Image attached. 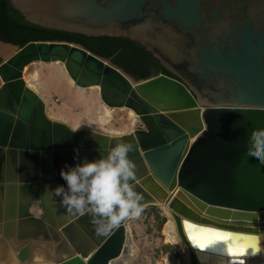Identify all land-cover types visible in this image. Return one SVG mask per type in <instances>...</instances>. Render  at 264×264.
Returning a JSON list of instances; mask_svg holds the SVG:
<instances>
[{"label": "water", "instance_id": "obj_1", "mask_svg": "<svg viewBox=\"0 0 264 264\" xmlns=\"http://www.w3.org/2000/svg\"><path fill=\"white\" fill-rule=\"evenodd\" d=\"M9 2L41 28L132 41L173 78L137 81L73 43L0 41L11 51L0 56V264H110L136 250L134 218L99 234L52 191L65 184L66 164L98 159L119 141L134 146L143 210L168 208L187 264H264V166L246 155L252 130L264 133V0ZM33 64H62L76 87L99 88L107 107L131 110L143 127L117 139L49 119L24 80ZM194 228L242 239L248 254L229 256L222 242L200 249Z\"/></svg>", "mask_w": 264, "mask_h": 264}, {"label": "rangeland", "instance_id": "obj_2", "mask_svg": "<svg viewBox=\"0 0 264 264\" xmlns=\"http://www.w3.org/2000/svg\"><path fill=\"white\" fill-rule=\"evenodd\" d=\"M4 61L0 57V63ZM24 79L33 85L49 104L48 116L61 120L73 129L91 128L98 132L128 134L142 125L136 123L138 117L129 109H113L107 126L101 127L100 118L105 114L106 105L101 101L99 89H81L70 83L61 64H33L25 69ZM146 207L141 215L129 222L135 256L128 264H187L186 250L179 241L166 234L170 219L162 207ZM34 214H41V206H31ZM171 258L173 261H171Z\"/></svg>", "mask_w": 264, "mask_h": 264}, {"label": "clouds", "instance_id": "obj_3", "mask_svg": "<svg viewBox=\"0 0 264 264\" xmlns=\"http://www.w3.org/2000/svg\"><path fill=\"white\" fill-rule=\"evenodd\" d=\"M133 150L131 142L119 141L107 146L98 159L75 166L66 164L60 170L65 184L57 185L52 191L61 198L69 214H89L97 233H109L125 219L137 218L143 212V197L132 183L135 164L129 154ZM246 155L264 166V133L252 130Z\"/></svg>", "mask_w": 264, "mask_h": 264}, {"label": "trees", "instance_id": "obj_4", "mask_svg": "<svg viewBox=\"0 0 264 264\" xmlns=\"http://www.w3.org/2000/svg\"><path fill=\"white\" fill-rule=\"evenodd\" d=\"M0 41L19 48L34 41L68 42L82 46L93 55L109 60L135 80L163 74L171 77L142 46L124 38L87 37L27 23L9 0H0ZM152 211L157 210L150 206Z\"/></svg>", "mask_w": 264, "mask_h": 264}, {"label": "snow or ice", "instance_id": "obj_5", "mask_svg": "<svg viewBox=\"0 0 264 264\" xmlns=\"http://www.w3.org/2000/svg\"><path fill=\"white\" fill-rule=\"evenodd\" d=\"M190 239L196 247L204 249L216 243H224L227 246V253L232 257H240L248 254V247L242 239H236L231 234L214 231L211 229L199 228L193 229V235ZM231 264H243V260L234 259Z\"/></svg>", "mask_w": 264, "mask_h": 264}, {"label": "bare ground", "instance_id": "obj_6", "mask_svg": "<svg viewBox=\"0 0 264 264\" xmlns=\"http://www.w3.org/2000/svg\"><path fill=\"white\" fill-rule=\"evenodd\" d=\"M11 54V51H10V49L8 48V47H6V46H2V45H0V56H2V57H8L9 55ZM62 65V64H61ZM63 66V65H62ZM64 68V67H63ZM25 80V79H24ZM26 82V81H25ZM70 83L71 84H73V81L72 80H70ZM0 84H1V80H0ZM26 85H27V87L29 88V89H31L35 94H37L38 96H39V98L44 102V104H45V106H46V115H47V117L49 118V119H51L49 116H48V113H47V107H49V104L44 100V98H42V96L37 92V90H36V88L33 86V85H31L30 83H28V82H26ZM99 89V88H98ZM112 109L111 108H109V107H105V114H104V116H102L101 118H100V120H101V124H100V126L101 127H104V126H107L108 124H109V122H110V120H111V116H110V111H111ZM51 120H54V119H51ZM55 121H58V122H61V123H64V124H66V125H68L67 123H65V122H63V121H61V120H55ZM69 126V125H68ZM70 128H72L71 126H69ZM73 129V128H72ZM79 130H84V131H92V132H95V130H93V129H91V128H87V129H79ZM106 134V133H105ZM108 135H110V136H112L111 138H121L122 136H124L123 134H119V133H117V132H114V131H112L111 132V134H108ZM161 207H162V209L167 213V215H169V217H170V219H169V221H168V225H167V227H166V234H168V236H170V237H173V238H175V240L176 241H179V243H181L180 242V239H179V236H178V232H177V229H176V226H175V223H174V221H173V218H172V216H171V214H170V212H169V210H168V208H166V206H164V205H161ZM183 246V245H182ZM184 247V246H183ZM135 254H136V250L131 246L130 247V252H129V254H128V257L126 258V257H123L122 259H120L119 261H113V262H111L110 264H127L128 263V259L129 258H131V257H134L135 256ZM186 255H187V253H186ZM171 261H173L172 260V258H171Z\"/></svg>", "mask_w": 264, "mask_h": 264}, {"label": "crops", "instance_id": "obj_7", "mask_svg": "<svg viewBox=\"0 0 264 264\" xmlns=\"http://www.w3.org/2000/svg\"><path fill=\"white\" fill-rule=\"evenodd\" d=\"M30 211H31V209H30ZM31 213L34 214L32 211H31ZM34 215L39 216V215H37V214H34Z\"/></svg>", "mask_w": 264, "mask_h": 264}, {"label": "flooded vegetation", "instance_id": "obj_8", "mask_svg": "<svg viewBox=\"0 0 264 264\" xmlns=\"http://www.w3.org/2000/svg\"><path fill=\"white\" fill-rule=\"evenodd\" d=\"M35 203H37V202H35ZM33 204H34V203H33ZM33 204H32V205H33Z\"/></svg>", "mask_w": 264, "mask_h": 264}]
</instances>
